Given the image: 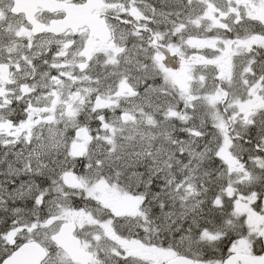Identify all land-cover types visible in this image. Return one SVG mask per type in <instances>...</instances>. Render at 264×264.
Returning a JSON list of instances; mask_svg holds the SVG:
<instances>
[{
  "label": "snow or ice",
  "instance_id": "6c2138e0",
  "mask_svg": "<svg viewBox=\"0 0 264 264\" xmlns=\"http://www.w3.org/2000/svg\"><path fill=\"white\" fill-rule=\"evenodd\" d=\"M0 264H264V0H0Z\"/></svg>",
  "mask_w": 264,
  "mask_h": 264
}]
</instances>
